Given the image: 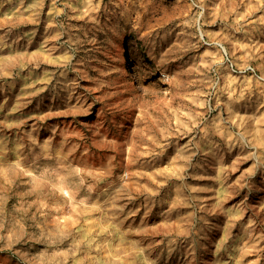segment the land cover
Masks as SVG:
<instances>
[{
  "label": "rangeland",
  "instance_id": "374dc122",
  "mask_svg": "<svg viewBox=\"0 0 264 264\" xmlns=\"http://www.w3.org/2000/svg\"><path fill=\"white\" fill-rule=\"evenodd\" d=\"M0 264H264V0H0Z\"/></svg>",
  "mask_w": 264,
  "mask_h": 264
},
{
  "label": "bare ground",
  "instance_id": "6f19581e",
  "mask_svg": "<svg viewBox=\"0 0 264 264\" xmlns=\"http://www.w3.org/2000/svg\"><path fill=\"white\" fill-rule=\"evenodd\" d=\"M5 24H6V23H5ZM7 24H8V21H7ZM150 87H152V88L149 89V92H150V93L157 91V90H155V88H153L154 86H150Z\"/></svg>",
  "mask_w": 264,
  "mask_h": 264
}]
</instances>
